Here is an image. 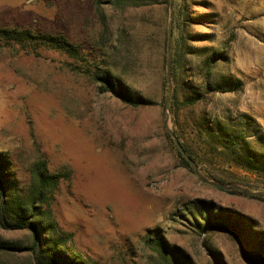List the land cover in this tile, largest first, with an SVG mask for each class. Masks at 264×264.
<instances>
[{
    "label": "rangeland",
    "instance_id": "obj_1",
    "mask_svg": "<svg viewBox=\"0 0 264 264\" xmlns=\"http://www.w3.org/2000/svg\"><path fill=\"white\" fill-rule=\"evenodd\" d=\"M110 1L0 0V27L62 33L79 46L78 55L46 46L37 54L34 46L0 41V150L9 154L19 187L31 182L39 157L51 172L66 171L52 208L73 235L69 245L90 264H164L149 243L158 229L192 264H254L245 234L203 233L194 219L210 204L251 217L264 230V201L207 182L216 180L205 170L254 186L264 177L213 158L198 130L203 117H252L264 130V0H188L196 18L188 26L193 52L180 99H199L180 109L178 126L166 105H127L95 79L103 68L129 92L160 101L171 0L124 9ZM210 61L216 67L207 80ZM168 126L204 157L198 172L180 161ZM0 235L15 247L0 252V264H35L31 230L0 226Z\"/></svg>",
    "mask_w": 264,
    "mask_h": 264
},
{
    "label": "trees",
    "instance_id": "obj_2",
    "mask_svg": "<svg viewBox=\"0 0 264 264\" xmlns=\"http://www.w3.org/2000/svg\"><path fill=\"white\" fill-rule=\"evenodd\" d=\"M114 6L124 8H140L156 3L168 4L169 0H112ZM189 12L188 0H175L173 43H172V78L175 94L171 107V113L175 126H178L179 111L183 106H189L199 97L193 96L180 99V89L187 88L188 71L190 61L187 58L189 52H193L189 45L191 38L188 26L194 21ZM126 30V29H125ZM129 33L127 30L125 34ZM0 41L4 44H20L23 47L46 46L72 55L79 54V46L72 42L66 35L54 32H38L25 27H0ZM167 34L164 38V65L167 64ZM219 57H222L221 55ZM216 63L210 61L203 67L207 80L212 76ZM206 68V69H205ZM95 74L96 81L100 82L102 92H112L125 104L131 106H148L167 103L169 83L167 75L164 74L162 81V95L160 101L135 95L129 92L127 85L120 78L114 76L110 71L103 68ZM102 71V72H101ZM225 87L227 81L218 83ZM231 84L233 82L231 81ZM211 90L213 86L209 85ZM191 90L193 92L192 86ZM232 90V88H231ZM199 136L206 145L213 146V158L226 157L227 162L234 163L246 171L264 177V130L256 126L252 117L248 119H229L215 121L203 117L198 125ZM179 139L182 135L178 127L174 128ZM167 136L176 149L182 164L192 170L190 162L183 156L178 146L169 133ZM187 152L198 164L204 163V157L188 142L181 140ZM13 162L6 151L0 150V226L4 229H29L33 232V243L28 247L35 258V264H90L82 253L69 245L72 233L67 232L59 224L52 208L53 194L58 188L62 178L67 176L66 171L51 172L45 158H37L31 167V182L19 187ZM206 173L219 183L238 182L248 185L250 189H262V185L254 186L246 179L239 177L224 178L214 171L205 170ZM234 193L246 195L243 190L237 188L227 190ZM255 199L264 201L262 196H252ZM199 216H195V223L199 225L202 232L232 231L238 234H245L247 240L253 241L249 244V252L256 257L251 261L257 264L264 261V230H258L255 219L245 216L236 211L227 209H216L212 205H205L200 208ZM206 220L203 223L200 219ZM159 229L150 236V241L156 250L159 251L164 264H192L186 252L170 249L168 243L159 234ZM152 241V242H151ZM15 248L14 245L0 235V252H7ZM255 252V253H253Z\"/></svg>",
    "mask_w": 264,
    "mask_h": 264
},
{
    "label": "water",
    "instance_id": "obj_3",
    "mask_svg": "<svg viewBox=\"0 0 264 264\" xmlns=\"http://www.w3.org/2000/svg\"><path fill=\"white\" fill-rule=\"evenodd\" d=\"M173 23H174V0H171V13H170V20H169V27H168V49H167V65H168V67H167V79H168V83H169V94H168L167 103H166V113L168 115V120L171 119V107H172L173 98H174V94H175V88L173 85V78H172ZM168 131H169L171 137L173 138L174 142L178 146L179 150L183 154V156L190 162L193 169L198 172V163L187 152V150L183 146L181 140L177 136L176 132L173 129H171L169 126H168ZM205 180L207 182L217 186V187H220V188L227 189V188L236 187V188H239L241 190L246 191L248 194H250L252 196L264 197V191H251L248 188H246L242 185L236 184V183H219L217 181H212V180L207 179V178H205Z\"/></svg>",
    "mask_w": 264,
    "mask_h": 264
}]
</instances>
